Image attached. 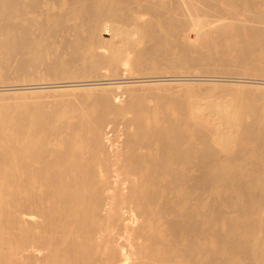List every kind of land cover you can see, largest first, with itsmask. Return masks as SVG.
<instances>
[{
  "label": "bare ground",
  "instance_id": "6f19581e",
  "mask_svg": "<svg viewBox=\"0 0 264 264\" xmlns=\"http://www.w3.org/2000/svg\"><path fill=\"white\" fill-rule=\"evenodd\" d=\"M0 79V264H264V0H0Z\"/></svg>",
  "mask_w": 264,
  "mask_h": 264
},
{
  "label": "rangeland",
  "instance_id": "374dc122",
  "mask_svg": "<svg viewBox=\"0 0 264 264\" xmlns=\"http://www.w3.org/2000/svg\"><path fill=\"white\" fill-rule=\"evenodd\" d=\"M106 32H104V34H103V36L104 37H109V32H107V30H105ZM20 49V48H19ZM23 49H25V48H22V50L20 49V50H16V52H14V54H13V56L14 57H19V59H21V56H22V54H23V56H22V59H23V57L24 56H26L27 57V59L29 58V56L31 55L30 53H32V52H30V51H24ZM27 49V48H26ZM25 49V50H26ZM28 50V49H27ZM29 50H30V48H29ZM31 50H33V49H31ZM21 51V52H20ZM19 52H20V54H19ZM22 52H24V53H22ZM26 53L28 54L29 53V55H26ZM18 55V56H17ZM26 57H25V59H26ZM13 58V57H12ZM13 60H17L16 58H13ZM9 75H10V73H9ZM1 80V79H0Z\"/></svg>",
  "mask_w": 264,
  "mask_h": 264
}]
</instances>
